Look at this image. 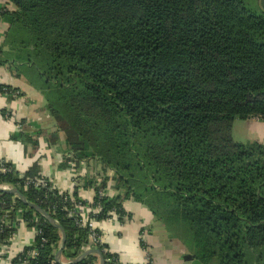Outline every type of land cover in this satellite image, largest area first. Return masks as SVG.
Wrapping results in <instances>:
<instances>
[{
	"label": "trees",
	"instance_id": "trees-1",
	"mask_svg": "<svg viewBox=\"0 0 264 264\" xmlns=\"http://www.w3.org/2000/svg\"><path fill=\"white\" fill-rule=\"evenodd\" d=\"M9 2L11 11L0 9L9 26L0 66L42 94L65 136L66 162L95 161L104 173L85 181L95 191L87 204L77 189L25 186L41 178L35 165L20 174L4 164L0 186L64 230L61 260L78 258L92 233L102 236L68 217L76 203L100 206L96 222L115 212L123 223L131 218L123 203L134 201L182 244L189 264H264V145L232 137L234 120L264 121V13L244 0ZM110 180L115 195L100 198ZM17 218L40 230L21 256L31 249L30 264H57L59 230L1 192L0 247ZM94 249L105 264H121L99 240ZM97 263L88 255L78 264Z\"/></svg>",
	"mask_w": 264,
	"mask_h": 264
},
{
	"label": "crops",
	"instance_id": "crops-1",
	"mask_svg": "<svg viewBox=\"0 0 264 264\" xmlns=\"http://www.w3.org/2000/svg\"><path fill=\"white\" fill-rule=\"evenodd\" d=\"M0 9L11 11L9 0H0ZM8 28L0 15V45L5 41ZM0 86L15 90L0 93V159L11 163L20 174L28 172L35 165L39 176L50 181L59 192L71 194L77 189L79 198L91 204L94 189L83 186L86 180L104 177L100 165L95 161L78 164L66 162L65 136L62 132H56L54 121L52 124L45 123L42 94L23 77L18 78L12 67L0 66ZM242 125L250 142L264 145L263 120L251 118L243 120ZM19 133L23 134V138L14 140V134ZM112 175V171L107 172L109 178ZM112 186L110 180L107 183L110 197L115 195ZM123 209L131 215L123 223L112 217L101 222L93 221L92 224L94 230L101 232L102 243L107 245L110 252L116 253L122 263L189 264V259L185 260L187 250L178 240L168 238L162 225L155 222L146 208L134 201H127L123 203ZM33 240V231L24 225L16 234L13 246L21 250L31 245ZM140 242H143L144 248ZM8 259L1 253L0 247V264H5V260L9 262Z\"/></svg>",
	"mask_w": 264,
	"mask_h": 264
},
{
	"label": "built area",
	"instance_id": "built-area-1",
	"mask_svg": "<svg viewBox=\"0 0 264 264\" xmlns=\"http://www.w3.org/2000/svg\"><path fill=\"white\" fill-rule=\"evenodd\" d=\"M69 156L70 155H67V157H69ZM6 162L7 161L0 159V173L8 172V169L5 168V166H4V164ZM31 185L35 189L45 188L47 186H50L52 189L54 188L50 181L45 180L43 178H40L39 180H36L35 182H33L32 180L27 179L25 181V186H31ZM0 188L3 189V190L11 189L10 187L4 186V185L0 186ZM98 194H99L100 198L110 197L109 196V192H108V187L105 189V191H99ZM94 197H95V191H94ZM13 199H16V197L13 196ZM64 200L66 201L67 198H64ZM64 210H66V209H64ZM100 210H101L100 206H96V207L92 208V207H89V206H82L81 203H76L74 205V207L72 208V210L68 213V217L69 218H75V224H76L77 227H79V228L89 227L90 231H94V229L92 227V224H93V221H94L93 218L100 214ZM76 211H78L79 213H76ZM19 212H21V210H19ZM112 217L117 219V214L115 212H111L108 219H110ZM108 219H106V220H108ZM15 223H13L14 224L13 226H15L16 231L8 238L6 243L3 244V246L1 247V253L3 255H5V258H9L8 259L9 262L5 260L4 263L6 264V262H7V264H9L13 260L18 259V261L21 262V264H30V262L35 259L36 252L34 250L29 249L30 251H27L25 255L21 256L23 251H24V248L21 249V250H18L17 248H15L13 246V241L15 239L16 234L18 233V231L24 225L26 226V224L23 222V220L21 218H17ZM6 224H11V223L6 221ZM32 231L34 233V239H35L36 236L40 235V230L32 229ZM98 240L100 242H102L100 238H96L95 235L92 233V236L90 237V246L86 247L84 249V252L87 251V250L94 249V245H95V243H98ZM32 244H33V242H32ZM32 244L27 246V247H31ZM59 246H60V243H59ZM27 247H25V248H27ZM60 261L63 264H68V263L71 262V261H62L61 258H60ZM119 262L121 264H124V263H122L120 258H119ZM97 264H99V260H98Z\"/></svg>",
	"mask_w": 264,
	"mask_h": 264
},
{
	"label": "water",
	"instance_id": "water-1",
	"mask_svg": "<svg viewBox=\"0 0 264 264\" xmlns=\"http://www.w3.org/2000/svg\"><path fill=\"white\" fill-rule=\"evenodd\" d=\"M0 192L3 194H7V195H11V196L16 197V199L19 200L23 205H25L26 207L35 211L37 214H39L51 227L59 230L60 235H61V241H60V246L55 253L54 259H55V262L57 264H63L60 261V258H61L62 250L64 248L66 236H65L64 230L61 228V226L47 212H45L42 208H40L39 206H37L35 204L28 203L24 199V197L16 189L3 190L0 188ZM88 255H97L98 260H99V264H105L103 257L95 249L87 250V251L83 252L78 258H76L75 260L71 261L68 264H78L84 258H86ZM188 259H190V256H185V260H188Z\"/></svg>",
	"mask_w": 264,
	"mask_h": 264
},
{
	"label": "rangeland",
	"instance_id": "rangeland-1",
	"mask_svg": "<svg viewBox=\"0 0 264 264\" xmlns=\"http://www.w3.org/2000/svg\"><path fill=\"white\" fill-rule=\"evenodd\" d=\"M246 6L251 9L252 11L256 12V13H264V0H244ZM44 108V121L45 123H53V119L51 118V116L46 112V106L44 104L43 106ZM243 120L240 119H236L234 120L233 123V131H232V137L233 140L237 143H241V144H248V143H252L250 142L251 139H249L246 135V133L244 132V126L242 125ZM251 134V133H249ZM168 238L171 239V237L169 236V234L166 232ZM190 256V255H188Z\"/></svg>",
	"mask_w": 264,
	"mask_h": 264
}]
</instances>
